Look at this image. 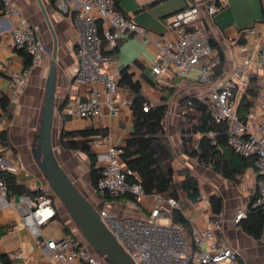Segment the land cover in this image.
Wrapping results in <instances>:
<instances>
[{
    "label": "built area",
    "instance_id": "2783aa9c",
    "mask_svg": "<svg viewBox=\"0 0 264 264\" xmlns=\"http://www.w3.org/2000/svg\"><path fill=\"white\" fill-rule=\"evenodd\" d=\"M53 1L60 13L71 17L78 31L77 66L73 80L90 89L85 101H71V111L79 119L94 121L98 127L93 128L100 130L92 136L90 146L101 172L94 192L100 199L105 196H128L136 205L144 199H149L151 203L149 215L144 218L118 217L104 204L97 207L102 221L137 264H239L238 251L220 245L217 239V232L225 221L224 213L208 219L203 228L196 227L192 219L188 221L192 229L191 246L184 229L174 224L173 211L179 209L178 200L169 194H146L139 177L125 166L123 148L113 145L110 133L106 131V118H116L121 107L131 105L132 101L119 97L120 70L109 67L116 62V55L105 54L103 43H106L107 50L113 51L123 38L151 39L153 34L118 10V0ZM226 1L186 0V6L172 15L168 25L176 35L175 40L154 38L157 53L151 68L158 84H165L163 76L170 70L178 76L188 77L198 69V82L212 85L211 79L223 61L209 43L207 16L211 18L217 14ZM0 15L6 20H20L19 10L12 0H0ZM38 30L37 26L25 20H20L12 29L15 49L27 51L32 58L28 69L11 73L14 97L26 86L31 71L47 53ZM253 77L259 81L260 98L246 118H241L238 104L243 98L242 91L250 86ZM197 100L208 105L216 122L230 123L229 146L238 155L252 160V168L257 175V191L252 203L264 215V36L257 43L255 53L237 66L235 78L213 86L207 97L198 96ZM144 110L148 111V107L145 106ZM209 135L214 137L213 133ZM3 160L0 154V208L20 212L25 227L39 237V245L50 252L51 259L63 264H106L87 243L74 237L79 230L72 225L52 192L11 198L5 179L7 167ZM38 191L42 192V189ZM200 198L209 205L207 197ZM249 207L237 210L233 219L235 225L247 218ZM65 215L68 216L65 221L70 225L71 233L59 239H46L43 228L58 216L64 219ZM260 241L264 245V229ZM0 264L4 263L0 260Z\"/></svg>",
    "mask_w": 264,
    "mask_h": 264
},
{
    "label": "crops",
    "instance_id": "0c3cea01",
    "mask_svg": "<svg viewBox=\"0 0 264 264\" xmlns=\"http://www.w3.org/2000/svg\"><path fill=\"white\" fill-rule=\"evenodd\" d=\"M12 1L19 10L20 20L37 26L41 42L52 47L53 38L39 1ZM40 1L54 27L58 40V86L54 127L58 140H60L63 130L81 131L86 128H97L98 125L94 121L79 119L72 113L70 107L72 100L85 101L90 90L89 87L78 85L73 80L77 66L78 41V31L73 20L60 13L54 6L53 0ZM260 1L262 10L250 12L241 0H227L217 14L211 18L207 16L210 37L216 41L224 56L221 71L211 79L212 85L198 82V69L193 70L188 77L178 76L170 70L163 76L165 84H158L147 75L150 72L153 80L157 81L151 68L157 53L154 38L164 37L168 40H175L176 35L168 23L174 13L186 6V0H118L117 9L150 31L153 38L140 39L133 36L123 38L119 41L114 53L116 62L109 65L110 69L129 67L135 79L141 81L144 78L143 75H146L157 85V88L168 91L167 95L162 97V102L157 104H167L169 107L165 128L175 153V159L170 161L168 166L174 170L176 182L183 179L181 173L184 169L190 170L198 179L201 197L210 196H205V177L218 186L224 199L225 221L222 229L217 232V239L220 245L229 246L238 251L239 264H263L264 261L262 242L248 236L239 225L233 223L237 210L244 205L250 206L253 202L257 191V175L253 168H249L242 176L244 179L241 186L236 184L232 189L228 188L225 183H221L216 178L215 173L209 168L185 154L181 141L180 123L184 100L191 96L207 97L213 86L235 78L237 66L244 58L255 53L257 43L264 36V0ZM20 20H6L0 15V133L5 132L7 137V144L0 141V154L7 167L6 174L13 175L17 185L31 192H37L41 188L42 192L48 194L51 190L45 176L33 159V150L40 133L51 55L48 52L43 54L41 63L31 71L26 86L21 88L18 95L14 97L11 73L23 70L24 65L19 50L14 47L11 35L13 27ZM5 97L10 104L9 114H5L2 108V99ZM119 97L133 101L132 92L121 86ZM103 98L106 99V95L103 94ZM131 105L121 107L116 118L105 120V126L108 127L106 131L110 133L112 144L120 148L125 146L133 128L134 115ZM59 142L55 144L56 152H61L59 154L63 152L64 156V153L69 151L63 150ZM70 152L73 156L80 153ZM64 157L66 159V156ZM64 163L67 164V160ZM78 169V164H75L72 171L68 173L78 186H82L83 178ZM92 189L94 190L93 187ZM226 192H228L227 195ZM211 195H215V192ZM18 196V194H12L11 198L17 199ZM122 198L126 201H122ZM122 198L110 201L101 199L100 204L101 206L105 204L108 210L118 217L144 218L149 215L151 208L149 199H144L141 204L136 205L132 198L128 196ZM177 200L179 210L188 221L192 219L196 227L203 228L206 221L214 217L210 206L201 198L192 201L185 192L180 191ZM67 218L68 216L65 215L64 220ZM64 235L65 231L57 218L43 228V236L46 239H59ZM39 240V237L25 227L20 212L10 208H0V260L4 264H50L51 262L52 264H63L51 259L50 252L45 251L39 245Z\"/></svg>",
    "mask_w": 264,
    "mask_h": 264
},
{
    "label": "trees",
    "instance_id": "16d2710c",
    "mask_svg": "<svg viewBox=\"0 0 264 264\" xmlns=\"http://www.w3.org/2000/svg\"><path fill=\"white\" fill-rule=\"evenodd\" d=\"M209 43L220 54L223 61V53L216 41L210 37ZM115 50H107L106 43H103L105 54H114ZM19 55L23 58V69H28L32 63L31 55L25 50H19ZM221 69L222 66L216 70L215 75ZM119 70V87H124L133 94L131 105L134 115L133 128L123 147L124 153L122 155L125 166L132 174L139 177L146 194H169L178 199V193L183 191L192 201L198 200L201 197L200 185L192 172L184 169L181 173L183 179L176 182L175 172L168 166V163L175 159V153L165 128V119L169 110L168 105H152L143 93L141 81L135 79L129 67ZM143 77L157 87L146 75H143ZM242 94L243 98L238 108V114L241 118H246L248 112L260 98V85L256 77L251 79L250 86L242 91ZM145 106L148 107V111L144 110ZM2 108L5 114L10 113V104L6 97L2 99ZM182 109L180 131L185 154L211 168L223 179L232 183H239L245 172L253 167V162L238 155L229 146L230 123L228 121L216 122L209 112L208 105L199 102L197 98L192 96L183 101ZM98 132H100L98 129L86 128L72 132L63 130L60 135V145L64 150L80 152L87 156L90 163L91 185L94 189L97 186L101 172L97 168V157L92 153L90 146L92 136ZM210 133H213L214 137H211ZM5 134V132L0 133V141L7 144ZM130 178L133 179V176ZM5 179L11 196L12 194H26L34 197L43 194L39 191L25 190L16 184L15 178L11 174H6ZM101 198L105 201L116 199L107 196ZM208 203L214 215L223 213L224 199L222 196L210 195ZM173 216L174 224L183 228L187 235L189 234L190 241L188 240V242L192 246V229L188 220L179 209L173 211ZM57 220L65 234L69 235L71 233L70 225L59 216ZM72 225L75 224L72 222ZM238 225L248 236L260 240L264 229V215L261 209L254 208L252 203L248 209L247 218L240 221Z\"/></svg>",
    "mask_w": 264,
    "mask_h": 264
},
{
    "label": "water",
    "instance_id": "95a60500",
    "mask_svg": "<svg viewBox=\"0 0 264 264\" xmlns=\"http://www.w3.org/2000/svg\"><path fill=\"white\" fill-rule=\"evenodd\" d=\"M38 1L52 35L53 46L46 45V51L51 55V63L46 84L40 133L33 150V159L45 176L51 192L65 208V212L77 226L85 242L99 256L104 257L109 264H137L102 221L95 204L91 203L81 193L57 160L53 135L54 116L57 107L58 40L42 2Z\"/></svg>",
    "mask_w": 264,
    "mask_h": 264
},
{
    "label": "rangeland",
    "instance_id": "374dc122",
    "mask_svg": "<svg viewBox=\"0 0 264 264\" xmlns=\"http://www.w3.org/2000/svg\"><path fill=\"white\" fill-rule=\"evenodd\" d=\"M241 2L247 5L250 12L262 10V3L260 0H241ZM147 75L150 76L149 78L152 81L157 82L156 79L153 80V77H151L150 72ZM141 84H142V90H143L146 98L150 101L151 104H156V105L160 104L162 102V97L166 96L168 93V91H166V90H161L160 88L153 86L150 82H148L146 80V78L141 79ZM59 141L60 140H58V134H57L56 129L54 127V135H53L54 146ZM59 153H61V152L56 153L57 160L60 163V165L62 166V168L66 171V173L69 175V177L73 180V182H74V178L68 172L72 171V168L75 167V164H78V167H79L78 170L81 174V177L83 178V183H82V186H80V185L78 186L75 182L74 183L77 185V187L81 191V193L91 201V203L95 204L96 207H101V204H100L101 199L94 192V190L92 189V187L90 185V181H91L90 180V163H89L87 156L83 153H79L76 156H73V153L69 151V152L64 153V156H66V159H65V157L62 155L63 152H62V154H59ZM66 160H67V164L64 163ZM205 167H207V166H205ZM207 168H209V167H207ZM209 169L212 172H214L211 168H209ZM215 176L221 183H225L227 185V187L230 189H232L236 185V183L225 181L222 178V176H220L217 173H215ZM243 179H244V177L240 178V181H239V183H237V186H241V184L243 183ZM214 192H215V194L222 196L218 186H215L214 183H211L209 181V179L205 177V196H209V195L213 194ZM227 194H228V192H226V195ZM122 201H126L125 198H122ZM60 205H61V208L64 209L63 211L65 212L66 211L65 208L62 206V204H60ZM244 207H247V206L244 205L241 208H244ZM186 235H187V233H186ZM188 235H187V240H189ZM74 237L85 242L80 231H78L76 234H74ZM102 259L106 264H109L104 257H102Z\"/></svg>",
    "mask_w": 264,
    "mask_h": 264
}]
</instances>
